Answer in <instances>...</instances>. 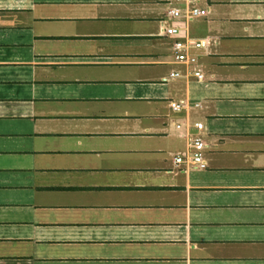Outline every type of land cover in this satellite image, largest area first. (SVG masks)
Here are the masks:
<instances>
[{
  "label": "crops",
  "instance_id": "0c3cea01",
  "mask_svg": "<svg viewBox=\"0 0 264 264\" xmlns=\"http://www.w3.org/2000/svg\"><path fill=\"white\" fill-rule=\"evenodd\" d=\"M174 4L0 0V264H264V0H197L202 80Z\"/></svg>",
  "mask_w": 264,
  "mask_h": 264
},
{
  "label": "built area",
  "instance_id": "2783aa9c",
  "mask_svg": "<svg viewBox=\"0 0 264 264\" xmlns=\"http://www.w3.org/2000/svg\"><path fill=\"white\" fill-rule=\"evenodd\" d=\"M168 12V27L165 29V36L172 41V51L174 63L182 65L189 69L188 74L197 80L203 79V74L198 68L199 58L205 54L210 48V42L206 39H194L189 36V23L203 18L207 15V11L197 6V0H174ZM170 77L180 78L181 74L173 72ZM174 112L181 111L180 104H172ZM195 129L201 131L202 124H195ZM176 129H181L180 125H176ZM205 146L203 140L199 136L189 135L188 149L183 154H178L173 159L175 167H192L197 170H205L206 162L204 160Z\"/></svg>",
  "mask_w": 264,
  "mask_h": 264
},
{
  "label": "rangeland",
  "instance_id": "374dc122",
  "mask_svg": "<svg viewBox=\"0 0 264 264\" xmlns=\"http://www.w3.org/2000/svg\"><path fill=\"white\" fill-rule=\"evenodd\" d=\"M164 108L166 109V106H164Z\"/></svg>",
  "mask_w": 264,
  "mask_h": 264
}]
</instances>
